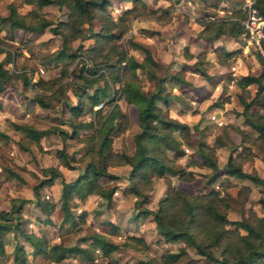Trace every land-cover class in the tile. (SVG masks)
<instances>
[{
    "label": "rangeland",
    "instance_id": "1",
    "mask_svg": "<svg viewBox=\"0 0 264 264\" xmlns=\"http://www.w3.org/2000/svg\"><path fill=\"white\" fill-rule=\"evenodd\" d=\"M109 1L107 9L113 18H116L123 8L133 3V0ZM143 1L156 12H142L129 17L126 21L127 28L121 34L120 40L136 61L146 63L147 67L137 68L135 71L141 86L145 90L154 91L158 77L165 75L167 78L169 73L181 68L185 70L191 66L190 61L194 60V56L188 57L187 53L196 54L201 49L209 50L206 40L197 34L200 27L199 20L229 17L236 0ZM9 3H13L21 13L31 16L41 15L50 18L53 23L67 18L68 10L64 5L56 3L38 5L31 0H0V15L8 13ZM163 7L167 8V14L161 12ZM157 16L159 19L156 18ZM95 24L97 27V22ZM0 26V40L3 47L0 58H4L7 52L11 55V60L4 62L9 79L2 82L3 88L0 90V209H8L12 197L29 198L20 211V227L46 237L47 246L50 249L58 242L71 245L80 241V236L94 231L105 234L108 239L117 244V247L108 255H103L99 248L88 245L90 255L88 253L72 254L60 261H55L47 252L34 256L30 253V243L11 228L2 233L5 253L0 256V264H15L13 261L15 243L24 246L29 264H136L139 259L161 256L164 252L177 251L181 247H184L185 253L176 264H206L204 256L198 254L194 247L185 243L183 239L175 241L162 239L156 231L151 214L135 215L137 207L154 208L156 206L157 201L166 191L165 177H169L176 187L190 193L205 192L210 187L218 189L229 200L227 217L230 219H238L242 214H249V209L257 214L262 213L258 202V197L264 189L262 185L247 178L226 175L221 170L217 171V177L213 181L205 182L211 168L203 165L194 148L186 143H181L184 153L174 157V160L176 166L192 170L195 173L193 179L179 180L171 173H166L165 176L152 175L150 183L145 187L148 200L140 206L135 203L137 196L128 191L124 176L129 166L125 164L108 167L110 171L120 175L117 179L104 182L105 186L115 185L114 191L108 196L87 195L83 199L73 196L69 203L72 210L70 218L63 220L59 178L39 189L42 198L49 202L53 201L55 204L51 210L42 209L34 201L32 189V185L43 176L42 167L57 164L61 168L64 179L71 180L84 165L86 145L76 139H66V150L73 152L75 157L72 161L75 166L68 168L59 163L55 154V149L62 144L58 134L47 133L39 139V142H31L28 149H23L17 142L23 133L17 129L16 125L26 123L36 128H47L65 118L68 113L60 112L57 101H54L51 107H42L32 100L31 97L35 92H50L49 85L45 86L38 80L39 78L56 79L57 84L62 85L63 95L74 102L72 81H81L75 73L81 64V59L85 60L86 65L90 64V60L83 54L74 59L66 56L55 58V52L62 45V36L53 33L48 26L36 31L23 30L15 26L10 29L7 28V24ZM234 38L238 39L242 46L245 45L234 55L242 62L238 65V70L245 73L258 72L260 63L256 58L253 45L247 43L240 35ZM81 42L87 47L93 42V38L74 37L70 40V46L66 48V51L74 50ZM144 49L150 52L158 65H152L145 59ZM208 54L211 56V53L208 52ZM245 58L250 61V65L246 64ZM149 69L153 71V74ZM212 71L214 74L209 78L210 87L215 88L216 83L219 82L213 94H211L213 88L209 91H198L188 86L187 90H180L178 85L166 79L163 82V91H168V100L158 99L157 105L168 110L179 120H181L179 116L187 119L192 137L195 140L200 137L214 144L215 156L218 163L222 164L231 145L242 143V132L251 135H255L256 132L243 120L240 112L242 105L237 98L240 88L234 79L230 78L234 75L228 71L219 73L215 68ZM23 75H27L30 85L23 83ZM254 89L255 85H250L248 97L253 94ZM262 95L261 93L259 96L262 97ZM117 102L121 111L126 114V125L123 131L113 137L112 145L117 151L132 154L135 146L133 134L139 129L136 107L123 98H118ZM99 106L100 104L95 105L94 109ZM107 107L106 104L100 108L97 119ZM250 111H259L264 114V105L254 103ZM93 117L94 113L87 111L79 118L89 120ZM61 125L67 127L65 124ZM83 131L85 129H81V133ZM219 140H221L220 144ZM246 145L249 152L241 155L243 169L255 171L259 176L264 177V150L252 141L246 142ZM237 150H240V146ZM169 154L173 156V152L169 151ZM241 185H249V190L239 192ZM110 224L115 225L116 228H111ZM131 234L142 237L148 246L141 241L131 239L129 237Z\"/></svg>",
    "mask_w": 264,
    "mask_h": 264
},
{
    "label": "trees",
    "instance_id": "2",
    "mask_svg": "<svg viewBox=\"0 0 264 264\" xmlns=\"http://www.w3.org/2000/svg\"><path fill=\"white\" fill-rule=\"evenodd\" d=\"M38 5L56 3L64 5L67 10L66 20H57L55 23L50 18L41 15H28L17 10L13 3H9V11L0 15V25L7 24V28L18 27L23 30L36 31L46 26L53 33L62 36V45L54 54L55 58L66 56L74 59L83 54L90 64L86 65L81 59L75 73L81 81H72L75 101L72 102L63 95L62 85L56 79L44 80L39 78V83L49 85L50 92H35L32 100L42 107L53 106L54 101L59 103L60 112H67L65 118L57 124L47 128H36L30 124L19 123L16 125L23 135L18 139V144L23 149H28L29 143L39 142L47 133L54 132L61 138L62 144L55 149L59 163L68 168L75 165L73 152L66 150V139L72 138L82 141L86 145L84 151L85 162L81 170L71 180H65L61 168L57 164L43 166V176L32 185L35 196L34 201L42 209L51 210L54 202L42 198L39 189L51 184L54 179L61 181L60 208L63 211V220L72 216L69 203L73 196L83 199L87 195L108 196L115 189V185L105 186L106 180L119 178V174L108 169L113 165L129 166L125 178L128 191L137 196L135 203L140 204L148 200L147 189L152 175L165 176L166 173L176 175L179 180L193 179L195 173L176 166L174 157L182 155L184 149L181 143L192 146L202 160V164L211 168L205 182L210 183L217 177L221 170L226 175L247 178L264 187V177L255 171H246L242 167V153L249 152L246 142L252 141L264 150V114L259 111H250L254 103L264 105V57L253 46L260 69L256 73L246 72L230 77L239 86L237 98L242 105L243 120L256 132L251 135L247 132L241 134V144H232L230 151L222 164L218 163L215 156V145L210 144L200 137H192L190 126L186 121L173 117L168 110L157 105L158 99L167 101L168 91L164 90L163 82L167 79L175 85L189 84L183 68L157 78L154 91L145 90L139 83L136 73L137 68L147 67L145 62L136 61L123 46L120 36L127 28L126 21L129 17L142 12L155 13L143 0H133L131 6L123 8L120 14L113 18L107 9L109 0H31ZM242 0H236L231 15L219 19L199 20L197 34L205 38L218 37L221 34L232 36L240 35L245 39L246 29L241 22L244 10ZM255 6L264 13V0H255ZM167 14V8H161ZM159 19V16L156 17ZM97 22V27L96 23ZM1 28V26H0ZM93 38L89 46L79 43L74 50L66 51L70 40L74 37ZM0 40V52L3 50ZM264 50V39L262 40ZM145 50V59L152 65H158L150 52ZM215 59L219 63L227 62L239 49L227 50L222 45L213 48ZM10 53L0 58V90L3 81L9 79L5 61H10ZM193 57L191 63L193 71L202 78L211 77L215 67L208 51L201 49L196 54L187 53ZM84 57V58H85ZM247 65L250 61L245 58ZM66 70V69H65ZM153 74V71L149 69ZM23 83L30 85L27 75L22 76ZM57 84V86L55 85ZM254 84L253 94L249 95V87ZM91 88V90H88ZM263 94L260 97V94ZM118 98H123L127 103L136 107V119L139 129L133 134L134 150L132 154L114 149L113 137L124 130L126 114L120 109ZM100 104L94 109L95 105ZM108 105L105 112L98 118V112L103 105ZM94 113L89 120L79 117L87 112ZM65 124L67 127L62 126ZM81 129H85L81 133ZM221 140H219L220 144ZM218 143V142H217ZM240 146V150L238 149ZM173 152V156L169 154ZM166 179L165 194L157 201L154 208L147 206L137 207L136 216L151 214L158 235L166 241L183 239L192 245L196 252L204 256L206 264H264V189L258 197L262 213L257 214L249 209V214H242L238 219L227 217V208L230 203L226 196L218 189L210 187L205 192L190 193L176 187L169 177ZM249 190V185H241L239 192ZM26 197H12L8 209H0V256L5 253L2 233L13 229L22 235L30 245V253L34 256L40 253H49L55 260L68 257L72 254L88 253L92 245L99 248L103 255H108L117 247V244L108 239L105 234L94 231L79 237L78 242L71 245L58 242L48 248V240L33 232L20 227V211L23 204L28 201ZM111 228L116 226L110 224ZM131 239L143 242L145 240L137 235H129ZM84 244V245H83ZM50 251V252H49ZM185 253L184 247L177 251H167L161 256L139 259L136 264H176ZM13 261L15 264H29L24 246L15 243L13 247Z\"/></svg>",
    "mask_w": 264,
    "mask_h": 264
},
{
    "label": "crops",
    "instance_id": "3",
    "mask_svg": "<svg viewBox=\"0 0 264 264\" xmlns=\"http://www.w3.org/2000/svg\"><path fill=\"white\" fill-rule=\"evenodd\" d=\"M202 39L206 40V45L208 46V49H209L208 52L211 53L210 58L214 61L215 63L214 68L217 70V72L222 73V72L228 71L230 72V74L234 76L236 74L245 73L244 71L238 70L239 68L238 65L241 64L242 62L238 58H235V56H232L227 62L219 63L215 59V53L213 51H210L218 44L222 45L227 50H235V49L241 50L242 47L245 45L242 46V44H240L238 39L234 38V36L229 35V34H221L220 36L214 37L211 39L203 37ZM210 44H212L211 47H209ZM190 62H192V60ZM237 72H240V73H237ZM212 74H214L213 71L211 72V76ZM185 77L188 79L189 84L178 85V88L180 90H187L188 86L198 91H202V90L209 91L210 88L211 89L213 88V87H210L209 78L208 79L202 78L198 73L192 70L191 66H188V68L185 69ZM218 84L219 82L216 83L215 88H213L211 91L212 93L210 92L211 94H213L216 88H218ZM178 118H180L181 120H186V122H188L187 119H185L184 117L179 116Z\"/></svg>",
    "mask_w": 264,
    "mask_h": 264
},
{
    "label": "built area",
    "instance_id": "4",
    "mask_svg": "<svg viewBox=\"0 0 264 264\" xmlns=\"http://www.w3.org/2000/svg\"><path fill=\"white\" fill-rule=\"evenodd\" d=\"M255 0H242L241 7L244 17L241 19L246 29L244 36L247 43L252 44L264 57L262 40L264 39V13L260 12L254 4Z\"/></svg>",
    "mask_w": 264,
    "mask_h": 264
}]
</instances>
